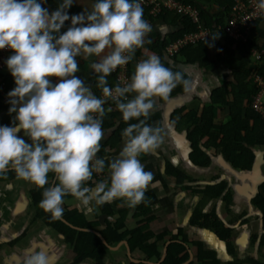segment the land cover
Segmentation results:
<instances>
[{
    "label": "clouds",
    "instance_id": "clouds-1",
    "mask_svg": "<svg viewBox=\"0 0 264 264\" xmlns=\"http://www.w3.org/2000/svg\"><path fill=\"white\" fill-rule=\"evenodd\" d=\"M74 0H62L55 11L39 0H0V50H13L5 61L14 77L8 92L9 113H16L14 126H0V176L9 170L18 180L43 189L38 207L59 220L64 197L71 195L85 215L97 206L122 199L131 205L151 203L145 192L152 172L145 171L138 157L156 151L164 141L163 129L146 123L155 109L153 98L168 100L178 86L188 91L190 81L182 71L165 67L152 54L135 64L130 81L109 86L107 77L133 60L152 31L143 18L140 0H95L90 10L69 15ZM264 16V0L255 4ZM71 25L61 33L65 22ZM95 56L90 63L98 97L75 75L76 57ZM50 77L58 78L53 84ZM124 122L136 119L122 130L124 145L107 161L97 158L104 138L103 118L112 108ZM144 117V119H140ZM23 130L31 143L18 136ZM107 167V178L85 186ZM49 173L54 180L49 185ZM49 254L36 251L23 264H49Z\"/></svg>",
    "mask_w": 264,
    "mask_h": 264
},
{
    "label": "crops",
    "instance_id": "crops-1",
    "mask_svg": "<svg viewBox=\"0 0 264 264\" xmlns=\"http://www.w3.org/2000/svg\"><path fill=\"white\" fill-rule=\"evenodd\" d=\"M229 1L194 0L197 8L211 22L223 13ZM39 2L51 13L62 0ZM94 2L95 0H74L67 12L71 16L90 10ZM145 11L148 12L144 13L143 18L150 23L152 31L145 37L144 46L135 52L130 77L134 72L136 59L140 61L156 54L165 67L182 71L190 81L188 91L182 90L175 95L171 93L166 101L153 98L155 109L146 123L161 127L164 141L156 151L138 157L145 171L152 172L154 176L145 192L146 199L151 203L131 205L125 200L115 199L112 203L104 204L113 213L111 218H105L98 206L94 212L85 215L79 202L67 195L62 205V218L73 213V223L68 224L79 228L80 223H88L92 225L90 230L97 233L105 228V223L111 226L121 224L118 233L126 232V236L121 242L108 245L103 264H162L169 251H176V245L182 243L186 246V250L180 253V257L184 256L186 259L182 264H264V214L255 202L264 184V152L259 154L254 151L255 160L250 169L232 166L230 172L222 164L227 163V160L215 149L206 150L212 157V163L207 168L194 166L190 159L193 149L188 125L191 120L200 122L204 109L213 105V97L222 95L223 88L234 82L233 72L225 63L224 39L214 35L216 46L205 54V60L209 63L207 68H203L198 62L188 61L190 55L182 54L183 49L176 56L170 57L165 50L177 40L191 34L177 36L185 29L184 20L167 11L159 15H151L149 9ZM70 25L69 19L61 28L60 34ZM206 27L209 28L207 25ZM199 43L190 46L195 47ZM97 59L99 58L95 56L88 59L77 56L80 71L75 75L86 86H90L95 95L100 96L102 93L95 86V74L90 68V63ZM4 73L8 79L5 81V93L8 94L16 85L10 71L7 69ZM49 79L53 84L59 82L56 77ZM1 104L8 105L3 102ZM109 107L112 111L106 112L103 118L106 127H103L104 138L100 149L106 162L117 156L124 145L121 136L124 129L121 128L124 123L122 114L115 105L105 106L106 109ZM6 114V110L0 111V126H13L11 122L14 118L9 120ZM214 118L217 124L228 123L231 120L230 108L227 105H215ZM18 136L31 143L23 130ZM248 163L249 155L245 165ZM168 168L180 172L186 180L180 184L174 175L168 173ZM53 180L49 179L50 185ZM98 181L100 180L93 175L92 187ZM222 182L227 186L220 198L214 199L206 195L208 186ZM36 188L35 185L18 179L0 181V264H23L26 256L41 250L49 254V264H96L90 258L74 263L76 254L65 243L64 237L36 218L31 200V192ZM206 218L217 221L226 230H230L229 236L223 240L216 231L201 227ZM135 230H140L136 241L143 239L131 246L130 233Z\"/></svg>",
    "mask_w": 264,
    "mask_h": 264
},
{
    "label": "trees",
    "instance_id": "trees-1",
    "mask_svg": "<svg viewBox=\"0 0 264 264\" xmlns=\"http://www.w3.org/2000/svg\"><path fill=\"white\" fill-rule=\"evenodd\" d=\"M179 1L186 5L197 7L194 0ZM232 6L233 0H230L223 13L217 15L213 19V22L206 17L203 11H201V18L211 29L214 27L217 29L224 28L231 16ZM145 10L146 9L143 10V13L146 14L148 11ZM176 16L179 15L176 14ZM179 18L184 20L185 29L177 35L178 37H183L188 33L197 31V26L189 18L181 16H179ZM253 35L254 36L250 38L246 44H242L238 50L233 48V42L226 35L222 33L218 35L220 39H224L223 47L226 57L225 63L233 72L234 82H232L229 87L226 86L223 88L222 95H216L213 97V105L204 109L203 114L200 117V122L191 120L190 125H188L189 137L192 140L193 149L190 159L196 167H209L212 163V157L206 152V150L215 149L216 151L221 152L227 161H231L235 168L240 169L245 167V169H250L255 160L254 149L264 147V120L251 108L252 102L257 94V89L250 82V65L253 62L252 51L260 48L257 42L259 36L255 34ZM215 46V38L214 35H212L209 40L200 42L199 45L195 47L188 46L183 49L181 53L190 55L187 58L188 61L198 62L203 68H207L209 63L205 60V54L210 48ZM260 71L264 75V65L260 68ZM4 74L2 75V81L5 84V81L8 79ZM108 79L109 86L113 87L115 84V75L111 74ZM182 90V86H178L172 91V95H175ZM1 102L0 94V111H7V119L10 120L14 118L15 113H9L10 106L2 105ZM217 104L227 105L230 108L231 120L228 123H216L214 118V106ZM140 119H143V117ZM138 122L139 121L136 119L131 120L127 124L124 122L121 124V128L127 127L128 124ZM11 124L14 126V121H12ZM102 127H106L104 121ZM201 143L203 144L201 145ZM247 155H249V163L245 165ZM102 157L101 152L97 153V158ZM168 173L174 175L180 184L186 180L184 175L172 168H168ZM5 175L7 178L5 179L4 176H0V181L16 180L15 173L12 170H9ZM49 179L53 180L54 174L49 173ZM92 181L93 179L88 181L85 186L92 187ZM48 186H50V184L45 187ZM226 186L227 184L224 182L215 186H208L205 193L208 197L217 199L221 197ZM42 192L43 189L40 188H36L31 192V200L33 207L36 210V218L41 220L46 226L59 232L64 237L65 243L68 246H71L76 254L74 263L90 258L93 259L96 264H103V257L107 250V246L92 232L76 230L68 224L63 223L60 219L53 220L50 213H46L38 207V204L42 199ZM66 197L67 196L64 198ZM255 202L264 214V184L262 185V191L257 195ZM98 208L101 215L105 218H111L113 216V213L109 210L107 205L98 206ZM72 215L74 214L65 215L61 218L67 223L72 224ZM78 227L80 229H91L92 225L88 223H80ZM201 227L216 231L218 236L223 240H225L230 234V230H226L221 223L210 221L208 218L205 219V223L201 224ZM120 228L121 224H114L111 226L110 224L105 223V228L100 230L99 233L107 245H115L121 242L126 236V232L122 234L118 233ZM139 233L140 230H135L130 233L131 246L137 245L141 242V239H143L141 238L136 241V237ZM176 246H178V249L176 251L170 250L166 260L162 264H182L184 260H186L184 256L180 257V253L183 250H186L185 244L182 243Z\"/></svg>",
    "mask_w": 264,
    "mask_h": 264
},
{
    "label": "built area",
    "instance_id": "built-area-1",
    "mask_svg": "<svg viewBox=\"0 0 264 264\" xmlns=\"http://www.w3.org/2000/svg\"><path fill=\"white\" fill-rule=\"evenodd\" d=\"M140 2L143 10L149 9L151 15H159L163 11H170L181 17L189 18L197 26V32L188 34L177 40L165 50L166 55L170 57L176 56L187 46L208 40L212 35H219L221 33L226 35L233 42V48L236 50L240 49L242 44H246L254 36L253 34L258 35L259 39L257 42L260 48L252 51L253 62L250 65V82L257 89V94L251 108L264 120V75L260 71V68L264 65V16L260 15L255 8L258 0H233L228 23L224 28L219 29L215 27L212 29L207 28L202 21L201 11L197 7L186 5L179 0H166L164 3H160L157 0H140ZM12 54L13 50L11 49L5 48L0 50V94L3 99L2 102L8 104L10 107L2 75L7 69L5 61ZM133 61H135L134 58L127 65L118 67L112 73L115 75L114 86L117 83L123 86L125 82L130 81L129 72L131 71L130 68ZM136 61L138 62L137 59ZM107 105L115 104L109 100L104 107ZM107 174L106 170L100 174L93 172V175L99 180L107 178Z\"/></svg>",
    "mask_w": 264,
    "mask_h": 264
},
{
    "label": "rangeland",
    "instance_id": "rangeland-1",
    "mask_svg": "<svg viewBox=\"0 0 264 264\" xmlns=\"http://www.w3.org/2000/svg\"><path fill=\"white\" fill-rule=\"evenodd\" d=\"M254 151H256L257 153H262L263 154V152H264V147H259V148H256V149H254ZM222 164L224 165V167H225V169H226V171L228 172H230V171H232V163H231V161H227V163H224V162H222ZM232 168V169H231ZM245 169V168H244Z\"/></svg>",
    "mask_w": 264,
    "mask_h": 264
},
{
    "label": "water",
    "instance_id": "water-1",
    "mask_svg": "<svg viewBox=\"0 0 264 264\" xmlns=\"http://www.w3.org/2000/svg\"><path fill=\"white\" fill-rule=\"evenodd\" d=\"M63 223H66L64 220H62V219H60ZM66 224H68V223H66ZM69 226H71V227H73L72 225H70V224H68ZM74 229H76V230H82V231H89V232H92V233H94V234H96L100 239H101V241L108 247V245L105 243V241H104V239H103V237L99 234V233H97V232H95V231H93V230H90V229H79V228H75V227H73Z\"/></svg>",
    "mask_w": 264,
    "mask_h": 264
}]
</instances>
